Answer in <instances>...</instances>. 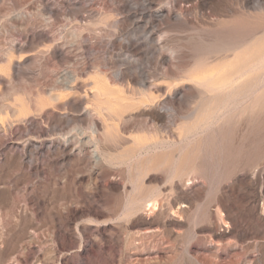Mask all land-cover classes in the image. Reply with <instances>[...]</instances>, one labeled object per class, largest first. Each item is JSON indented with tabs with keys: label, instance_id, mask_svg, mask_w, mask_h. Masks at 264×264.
Returning a JSON list of instances; mask_svg holds the SVG:
<instances>
[{
	"label": "rangeland",
	"instance_id": "374dc122",
	"mask_svg": "<svg viewBox=\"0 0 264 264\" xmlns=\"http://www.w3.org/2000/svg\"><path fill=\"white\" fill-rule=\"evenodd\" d=\"M166 3L170 17L152 16ZM179 6L0 0V264H264V62L207 125H193L204 102L186 83L227 37L264 51V0ZM146 21L175 54L168 69L127 46ZM74 68L81 89L63 91L54 81ZM143 69L166 85L173 108L162 122L141 107L108 119L82 84L105 75L126 95L147 80ZM71 134L93 138L97 158L64 148Z\"/></svg>",
	"mask_w": 264,
	"mask_h": 264
},
{
	"label": "bare ground",
	"instance_id": "6f19581e",
	"mask_svg": "<svg viewBox=\"0 0 264 264\" xmlns=\"http://www.w3.org/2000/svg\"><path fill=\"white\" fill-rule=\"evenodd\" d=\"M176 1L177 0H175V2ZM187 2H189V0H181V5L183 6L178 7V14L181 15L188 11V8L185 6ZM173 7L172 3H166L164 6H160L154 10L152 16L156 17L162 15L164 10L166 11L165 16L170 17L171 14H173ZM141 28L143 31L141 42H139L141 39L134 41L128 39L127 46L130 52L132 53L134 49L136 50L146 46L145 54L155 53V64L163 67V70L170 68L175 54L173 51L166 48L163 35L159 33V30L149 21L143 23ZM101 32L105 33V29H100V33ZM104 33H101V35ZM94 34L96 35V33ZM213 45L216 46V52H219L221 56L218 58L214 57L215 59L213 60L206 58L197 61L193 69L186 75L188 80L186 83L192 86L193 92L200 95L204 102L201 115L193 123L196 127L201 124L207 125V123L209 124L214 118L223 116L227 109L232 107L230 101L236 100L233 98L236 94L234 93L233 95V92L238 83L245 86V84H247V73L264 62V51L261 50L260 47L247 50L246 44L230 40L228 37L221 42L213 43ZM126 62H132L130 56H128ZM142 73L146 74L147 80L140 85L141 87L138 91L129 90V94L125 92L126 95L120 94L114 96L115 91L112 88L111 82L108 80L110 78L105 75L99 80L95 79L94 81L83 82L82 84L83 86L91 85L89 93L92 94L93 99L97 100L95 108L100 111H106L108 119H116V116H120L121 112L127 108L141 107L145 111V115L153 123L162 122L173 108L169 100L170 98H168L169 94L164 90L166 85L164 82L155 83L157 80V78H155L156 75L149 69H143ZM78 76V70L74 68L72 71L66 72L60 80L54 82L60 89L63 87V91L73 90L79 87L80 83L76 79ZM114 76L118 79H122L124 77V72L121 69H117L114 72ZM69 79H73V84H69ZM83 91L87 96L88 91H85V89ZM229 97H231L232 100L229 101ZM103 126L109 130L111 125L109 123L106 125L103 124ZM90 128L93 137L96 139L100 138L97 129V121L94 117L90 119ZM149 139H151V136L136 137L133 139V142L135 147L142 149L148 144ZM60 142L64 148H68L69 150L75 148L79 151H85L88 153L89 157L93 159L97 158L96 142L89 136L75 138L72 134L64 135ZM149 147L151 146L149 145Z\"/></svg>",
	"mask_w": 264,
	"mask_h": 264
}]
</instances>
